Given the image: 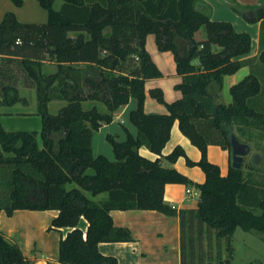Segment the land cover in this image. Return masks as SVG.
<instances>
[{
	"label": "trees",
	"instance_id": "trees-1",
	"mask_svg": "<svg viewBox=\"0 0 264 264\" xmlns=\"http://www.w3.org/2000/svg\"><path fill=\"white\" fill-rule=\"evenodd\" d=\"M11 1L15 6L23 2ZM38 1L47 11L46 22H20L12 11L0 21V106L20 100L15 81L21 77L25 86L36 87L41 116L39 132L8 131L0 124V210L7 215L15 209L58 210L48 228H71L60 238L59 264H118L115 256L98 249L100 242L133 240L127 227L114 225L113 209L178 216L181 264H216L222 241L229 251L236 227L264 237L262 162L252 165L247 156L240 169L229 165L222 174L207 158L210 144L231 157V132L264 155V108L259 106L264 0L232 6L246 21H261L259 54L246 58L240 57L250 52L249 33L235 30L229 21L211 19L208 7L196 8L198 0H63L57 10L54 0ZM201 27L206 38L195 40ZM148 34H154L160 51L172 52L182 76L175 84L181 97L171 102L164 100L161 88L149 89L165 105L164 113L144 111L145 81L162 75L145 47ZM46 56L56 64L54 72L43 71ZM245 65L249 73L230 86V102L220 101L224 76ZM131 97L137 101L129 112L136 134L126 128L123 140L107 134L114 159L94 155L93 132L112 122ZM52 100L66 103L50 113L47 103ZM86 101L101 103L105 110L96 103L85 108ZM174 122L200 150L199 160L189 159L180 145L162 155ZM141 146L157 157L142 155ZM180 156L205 175L195 183V208L178 209L164 201L166 184H192L172 166ZM101 193L105 198H91ZM80 217L88 222L85 232L78 227ZM0 264H32L1 231Z\"/></svg>",
	"mask_w": 264,
	"mask_h": 264
},
{
	"label": "crops",
	"instance_id": "crops-1",
	"mask_svg": "<svg viewBox=\"0 0 264 264\" xmlns=\"http://www.w3.org/2000/svg\"><path fill=\"white\" fill-rule=\"evenodd\" d=\"M62 2L63 0H54L52 4L53 8L55 10L59 9ZM259 2L260 0H198L195 6L200 10H204V8L208 7L211 19L229 21L235 30L248 31L250 33V52L240 57L246 58L257 57L259 54L261 21L253 23L246 21L236 13L232 6L234 4L252 6L258 5ZM7 11H12L17 20L24 23H44L48 18L46 9L41 6L38 0H23L20 6H15L11 0H0V21ZM149 35L150 34L146 36L145 47L163 76H165L168 72L165 71L163 65H169L170 62H173V55H168L165 51H160L158 48H154L152 43L154 44L155 36L151 34L154 36L153 40V37H150ZM148 44L150 45L148 46ZM195 63H197V60ZM44 68H49L50 72H53V70L56 69V64L53 61L50 62L45 60L42 65V69ZM248 73L249 67L245 65L239 68L236 72L225 75L222 87L218 90L220 101L229 103L231 100L229 92L230 86ZM174 74L177 76L175 78L176 83H179L182 80V76L179 75L176 70H174ZM158 79L159 78L156 77L145 81L146 96H150L149 89L159 86L162 87L160 84H157ZM146 96L144 100L145 112L164 113L167 111L165 105L162 103L157 105L151 103V101L148 102L149 108H146ZM180 97V90L169 91L167 101L171 102ZM133 100V97H131L127 104L120 107L115 112L112 122L101 125L98 130L93 132L92 152L94 155L98 154V150L96 149L100 147V144L96 142V134L99 136L102 134L104 139H106L107 134H112L114 136L116 135L117 138L121 140L126 137L125 128L133 135L136 134V127L130 125L132 123L128 124L126 121L123 122L120 120L128 110L130 112V110L134 109V105L136 106L137 101ZM155 101L157 100L155 99ZM117 120H120L119 124L122 126V131L120 133H112L109 131L110 126ZM173 137L175 139H173ZM176 145H180L184 149L186 156L189 159L193 161L200 159V150L181 133L177 122H174L170 130V137L162 149V155L171 152ZM139 152L150 159L157 157L155 153L151 152L145 146H141ZM107 157L112 159L109 154H107ZM207 158L209 161L216 163L219 166L222 174L227 173L231 162V157L227 150L222 149L218 145L210 144L207 147ZM261 162L264 164V155H262ZM172 166L187 175L192 180V184H166L164 188V201L178 209L195 208L199 193L195 183L204 180V172L197 165H188L184 156H180ZM85 193L89 195L88 192ZM105 196V193H101L91 198L95 201H99L105 198ZM57 214L58 210L56 209H15L11 215H7L5 210L2 209L0 210V231L18 245L22 253L31 260L32 264H59V241L60 238L71 228L60 227L49 229L48 227L50 226L52 219L56 217ZM110 215L114 225L124 226L130 230L133 240L100 242L98 244V249L101 253L115 256L118 260V264H181L178 216H170L157 210L145 209H113L110 211ZM87 225V220L84 217H80L78 227L85 232Z\"/></svg>",
	"mask_w": 264,
	"mask_h": 264
},
{
	"label": "rangeland",
	"instance_id": "rangeland-1",
	"mask_svg": "<svg viewBox=\"0 0 264 264\" xmlns=\"http://www.w3.org/2000/svg\"><path fill=\"white\" fill-rule=\"evenodd\" d=\"M237 14L240 15L239 13H237ZM245 32L249 33L248 31H245ZM153 35L150 34L149 36L153 37V40H154ZM249 35H250V33H249ZM194 38H195V40L206 38L205 29L203 27L199 28L194 33ZM250 38H251V35H250ZM155 43L156 42L154 41V44L152 43V45L154 48L157 49ZM149 45L150 44H148V46ZM157 51H159V50H157ZM165 52L168 55H173V54H171L172 53L171 51H165ZM46 59H47L46 61L51 62V60H48L47 56H46ZM173 59H174V56H173ZM193 62H196L195 58L193 59ZM260 65L263 66V64H260ZM163 66L165 68V71L168 73L165 74V76H163V74H162L160 77H158L159 79L157 80V84H160L162 86V87H160V86L159 87L163 91L164 100L167 101V96H168L169 91H176L177 90V88H175V85H174L176 83L175 78L177 77L174 74V70H176L175 60H173V62H170L169 65H163ZM55 70H53V72ZM169 70H171V71H169ZM43 71L44 72H50V69L44 68ZM261 80H262V83L264 86V79H263L262 75H261ZM15 84L18 87L19 95L21 98H20V100H18L17 102H15L12 105L0 106V124L5 130H8V131L35 130V131L39 132V130L41 128V116H40L39 112L37 111L38 107H37L36 87L35 86L34 87L33 86H31V87L25 86L24 81L21 77L17 78V80L15 81ZM262 93H264L263 90L261 92V95L259 96V98H260L259 106L260 107L262 106V108H264V103H263L264 96ZM133 99H134L133 101L136 100L135 98H133ZM149 101H151V103H155L157 105L160 103L158 101H155V99H153V97L147 95L146 96V102H147L146 108H149V104H148ZM167 102H169V101H167ZM65 103L66 102L62 101V100H52V101L47 103L48 111L50 113H56L59 110V108H61ZM91 103H96V104H98L100 109L105 110V107L101 103H98L95 101H91V102L86 101L83 103V106L85 108H88ZM135 107L136 106L134 105L133 108H135ZM128 114H129V110L127 111V113H125V115H123L120 118V120L123 122L126 121V123L130 124L131 122H129ZM119 121L117 120L111 124L110 129H109L110 132H112V133L119 132L120 133L122 131V128H121L122 126L119 124ZM130 125H133V124H130ZM96 135H97L96 136V142L98 144H100V147H98L96 149V150H98V154H104L105 156H107V154H109V156H111L112 159H114V155H113V151H112V147H111L110 143L106 139H104L102 134L100 135L101 137L98 134H96ZM115 137L117 140H121V139H118L116 135H115ZM173 139H175V138L173 137ZM251 151H254L253 147L251 148ZM259 172L264 173V164L263 163H261V165H259ZM69 186H71V184H69ZM222 242H223V243H221L222 256H221L220 260H214L216 262V264H264V237H263V234L261 232L254 231V230L246 231L240 227H236L234 232H233L229 251H227V249H226V247H227L226 242H224V241H222ZM213 243L214 244H212L211 253L215 254L216 245H215V242H213ZM202 250L204 252L207 251V245H206L205 241H203V243H202ZM223 255H224V258H223Z\"/></svg>",
	"mask_w": 264,
	"mask_h": 264
},
{
	"label": "water",
	"instance_id": "water-1",
	"mask_svg": "<svg viewBox=\"0 0 264 264\" xmlns=\"http://www.w3.org/2000/svg\"><path fill=\"white\" fill-rule=\"evenodd\" d=\"M86 75H90L91 71L84 70ZM230 144H231V162L230 165L233 168L240 169L242 167V162L244 157L248 156V161L252 165H257L261 162L262 154L257 151H251V147L248 143L241 142L237 139L236 135L231 132L230 134Z\"/></svg>",
	"mask_w": 264,
	"mask_h": 264
}]
</instances>
